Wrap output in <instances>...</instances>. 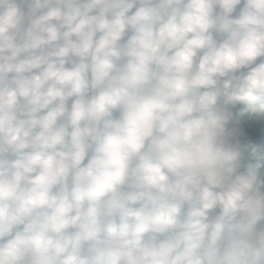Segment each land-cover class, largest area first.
<instances>
[{"label":"clouds","instance_id":"clouds-1","mask_svg":"<svg viewBox=\"0 0 264 264\" xmlns=\"http://www.w3.org/2000/svg\"><path fill=\"white\" fill-rule=\"evenodd\" d=\"M0 264H264V0H0Z\"/></svg>","mask_w":264,"mask_h":264}]
</instances>
